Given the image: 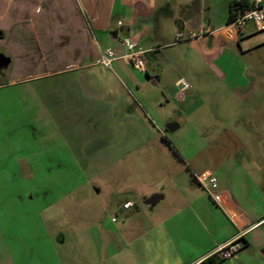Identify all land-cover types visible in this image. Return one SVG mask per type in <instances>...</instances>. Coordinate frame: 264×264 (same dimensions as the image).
Returning a JSON list of instances; mask_svg holds the SVG:
<instances>
[{
  "label": "crops",
  "instance_id": "0c3cea01",
  "mask_svg": "<svg viewBox=\"0 0 264 264\" xmlns=\"http://www.w3.org/2000/svg\"><path fill=\"white\" fill-rule=\"evenodd\" d=\"M15 1L22 6L14 26L26 24L36 40L16 42V62L24 64L32 57L34 53L25 50L31 43V47L37 44L47 67L0 82V89L43 80L48 84L46 103L39 102L29 112L22 105L28 114L21 125L29 129L30 137L21 133L13 143L6 137L2 146L9 157L15 154L20 175H43L34 161L44 157L54 161L45 170L52 180L47 193L57 191L61 196L49 206L63 200L66 208L94 203L124 213L136 208L139 213L140 203L149 206L144 201L159 194L162 198L152 208H160L147 218L155 219L144 232L148 241L141 251L148 264H202L218 247L238 238L247 245L220 264H264V171L249 170L243 162L261 159L263 141L243 139L247 142L241 141L243 150L237 147L222 162L224 158L210 154V107L198 92L189 93L196 88L210 95L211 72L243 106L255 110L264 104V74L246 59L252 48L242 46L251 33L235 31L228 24L232 1L252 7L254 0ZM47 2L49 11L43 6ZM51 11L59 17H52L56 23L49 24L50 35L41 41L36 21ZM125 38L147 52L146 71L140 72L144 77L133 74L135 80L161 83L163 74L151 75L147 67L158 54L162 68L174 72L170 90L176 94L182 78L191 83L185 97L176 100L182 108L178 116L183 121L194 117L189 129H206V135L194 131L189 139L174 138L182 125L172 121L180 128L169 137L160 127V108L166 106L145 101L146 108L127 83L99 64L102 53L113 49L117 69L122 71L124 63L129 69ZM7 61L0 55V65ZM175 74L185 76L178 79ZM127 80L133 84V79ZM164 138L173 141L178 155ZM244 145L251 149L244 151ZM203 173L217 177V189L220 182L223 189L210 196L195 178ZM31 191L0 189V264H25V255L30 256L15 233L18 225L31 222L29 214L38 213ZM128 202L134 206L124 209ZM49 241L50 254L55 255V245Z\"/></svg>",
  "mask_w": 264,
  "mask_h": 264
},
{
  "label": "rangeland",
  "instance_id": "374dc122",
  "mask_svg": "<svg viewBox=\"0 0 264 264\" xmlns=\"http://www.w3.org/2000/svg\"><path fill=\"white\" fill-rule=\"evenodd\" d=\"M19 3L15 0H0V25H2L0 27V55H3L8 60L7 63L0 65V82H11L12 78L21 77L26 73L33 72L35 69L45 70L47 67L46 61L36 47L37 44H33L31 47V43L28 44V48L25 47V50L33 52L34 54H31L32 57H28V62L24 64L16 62L17 57L16 53H14L16 51L14 45L17 41H21L23 44H27V42L36 43L33 31L27 29L26 24L23 27L14 26L16 11L22 6ZM43 6L46 11H49L51 4L47 2ZM51 14L52 11L41 18L39 17L36 21L41 41L50 35L51 26L49 24L56 23V19L53 20L52 17H59ZM245 32L247 34L251 33V35L247 37V40L244 39L242 46L252 48L251 54L246 59L264 74V31L259 32L253 24H248ZM152 55L149 54L150 57ZM158 57V54L151 57L147 67L150 68L151 75L163 74V79L159 85H153L152 80L148 82L135 80L132 77L133 74L141 78L144 75L133 69L129 64L128 69L126 63L120 65L122 71L117 69L114 63L112 68L109 69L127 83L135 98L142 102L146 108L145 101L156 105V107H159L158 105L161 103L166 106L163 109L160 108V127L166 135L169 137L173 135L166 130V125L172 121H179L182 125V128L173 136L174 138L178 137L186 140L191 138L195 132L200 133L201 136L206 135V129L195 128L193 131L189 129L188 126L190 124L193 126L192 123L196 122L194 117L183 121L178 116L181 115L180 111L182 108L176 101V94L170 90L171 85H169V77H174V72L165 71L162 68V64H159ZM175 76L179 79L185 75L175 74ZM127 78L133 79V84H130ZM47 84L48 82L43 80L35 84H14L0 89V155H4V159L0 160V189L20 190L22 194L26 193L25 191L32 190L31 192L35 197L34 206L38 207L37 214L28 215V219H31L32 215L31 222L18 225L20 228L15 233L16 237L20 241L22 240L25 247L31 251L30 256L25 255L24 263L148 264L149 260L145 259L142 255L143 253H141L143 246L148 241V236L144 232L154 224L152 221L155 218L151 221L147 218L153 211L157 213L159 206L152 208L140 203L139 209L141 211L139 213L136 208L124 213L114 207L105 209L94 203L82 208H66L65 204L67 202L63 200L54 204V206H49L50 201L61 196V192L57 191L47 193L48 184L52 180L51 177L45 174V170L54 161L47 160L45 157L34 161L38 163L39 170L37 172L43 173V175H20L14 164L16 162L15 154L12 153L9 157V152L3 149L2 144L6 137L11 139V143L18 141L19 135H22L21 133H25L24 136L30 137L29 129L21 125L26 122L23 116L25 113L28 114L25 110H32L31 108L37 106L39 102L46 103ZM190 92L194 94L198 92V95L210 107V118L208 119L210 120V154L215 153L221 159L224 158L222 159L223 161L220 159L217 163L225 162V158L234 154L237 147H241L243 150L241 141L247 145L245 140L253 139L257 144L263 141L262 145H259L260 147L257 145V148L259 147V151H261V159L243 162L245 165L248 164L249 170L254 171L260 168L264 171V104L255 110H250L243 106L236 100L221 79L211 72L210 95L203 91L199 93L196 88L189 90ZM207 96H210V98ZM200 113L206 114L205 111ZM151 115L155 119L157 118L155 114L151 113ZM36 132L41 135L42 131L37 129ZM171 142L176 149V145L173 141ZM246 145H244L246 148V150L244 148V151L247 152L251 149L249 148L251 146ZM18 156H22V152ZM20 160L25 162V160ZM5 162L8 163L7 166L2 165ZM212 162L210 165H212ZM55 178L56 180L58 179V177ZM221 189H223V185L220 182L219 189L215 191ZM49 239L55 245V255L50 254ZM23 244L21 245L22 247H24ZM138 249L140 252L137 251ZM153 262L155 261L152 260Z\"/></svg>",
  "mask_w": 264,
  "mask_h": 264
},
{
  "label": "built area",
  "instance_id": "2783aa9c",
  "mask_svg": "<svg viewBox=\"0 0 264 264\" xmlns=\"http://www.w3.org/2000/svg\"><path fill=\"white\" fill-rule=\"evenodd\" d=\"M248 24H253L255 29L259 32L264 31V0H254L250 9L236 12L235 18L229 26L235 31H241L245 29ZM180 37L181 36L179 35V38ZM123 43L128 51L126 55L128 63L138 72H145V56L147 52L140 48L137 43L130 38H125ZM115 60V50L106 49L101 55L99 64L106 68H112ZM190 88L191 85L184 78L180 79L176 83V100H182L185 97L186 91H188ZM195 178L203 186L207 193L210 196H213L214 191L218 187L217 177L209 173H203L200 175H195ZM133 206L134 204L132 202H128L123 205V208L131 209ZM242 247L243 244L240 242V238L234 239L218 247V249L214 252V255H217L223 260L232 259L240 253Z\"/></svg>",
  "mask_w": 264,
  "mask_h": 264
},
{
  "label": "trees",
  "instance_id": "16d2710c",
  "mask_svg": "<svg viewBox=\"0 0 264 264\" xmlns=\"http://www.w3.org/2000/svg\"><path fill=\"white\" fill-rule=\"evenodd\" d=\"M250 8L251 7H249L248 5H244L242 2L232 1L231 11H230V15L228 17V24H230L234 20L236 12L245 11V10H248ZM164 142L171 150H173L177 154V150L173 147V145L171 144V142L169 140L164 138ZM240 242L243 244V247H242V249H243L247 245V243L244 242L242 239H240ZM263 252H264V250H263ZM223 261L224 260L219 258L217 255H212L209 258H207L205 261H203L202 264H220Z\"/></svg>",
  "mask_w": 264,
  "mask_h": 264
},
{
  "label": "water",
  "instance_id": "95a60500",
  "mask_svg": "<svg viewBox=\"0 0 264 264\" xmlns=\"http://www.w3.org/2000/svg\"><path fill=\"white\" fill-rule=\"evenodd\" d=\"M153 85H156L155 81L153 82ZM179 128H180V125L177 122H171V123L166 125V130L169 132H175ZM161 198H162V195L154 194L151 197H149L148 199H146L144 201V204L149 205L151 207H154L160 201Z\"/></svg>",
  "mask_w": 264,
  "mask_h": 264
}]
</instances>
